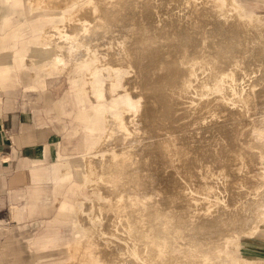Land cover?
<instances>
[{
	"label": "bare ground",
	"instance_id": "obj_1",
	"mask_svg": "<svg viewBox=\"0 0 264 264\" xmlns=\"http://www.w3.org/2000/svg\"><path fill=\"white\" fill-rule=\"evenodd\" d=\"M217 5L216 0H117L98 15L87 7V20L77 17L72 23L79 32L89 26L90 37L129 31L140 38L129 45L131 59L120 49L107 56L112 69H132L118 80L117 93L131 90L136 123L149 131L127 138L116 128V149L130 151L133 160L114 167L111 193L117 201L110 207L128 213L134 237L144 248L160 250L161 264H240L227 251L238 247L228 238L256 237L264 224V188L258 189L263 182L252 176L264 152V25L254 16L223 18ZM191 15L200 20L198 26ZM71 54L80 58L85 52ZM219 79L227 91H204V82L220 89ZM98 163L107 164L102 158ZM222 167L230 175L223 179L229 187L214 206L190 187L203 190L207 176ZM244 179L249 188L235 186ZM106 252L112 256V250Z\"/></svg>",
	"mask_w": 264,
	"mask_h": 264
},
{
	"label": "rangeland",
	"instance_id": "obj_2",
	"mask_svg": "<svg viewBox=\"0 0 264 264\" xmlns=\"http://www.w3.org/2000/svg\"><path fill=\"white\" fill-rule=\"evenodd\" d=\"M15 1L1 0L8 9L21 13V16L16 17L17 20L6 15L4 20L11 19L10 25L6 24V27L17 22L14 26L17 27L13 29L25 28L28 32L29 27L37 23L38 30H41L38 32L41 40L42 33L50 26L49 33L53 34L56 42L55 50L63 51V55L71 62H86L87 83L93 81V75L96 74L101 84V95L98 97L101 103L96 106V117L86 118L81 111H87L96 102L88 93L83 96V103H80V91L74 88L71 79L72 75L77 74L76 70L70 73L52 71L48 68L52 59L44 57L47 53L44 52L43 46L40 48L38 45H33L29 51L28 55L38 53L41 59L38 66L46 73L42 91L50 93L46 101L51 104L54 123L60 129L53 160V173L45 179L39 177L42 184V180L49 181V186L38 184L40 186L38 191L32 194V201L28 202L31 204L30 207L26 206L23 213V215L30 214L32 218H29L31 223L21 224V230L29 232L32 235L31 238L37 235L36 240L31 239V244L35 243L38 249L33 244L31 249L34 251L37 249L39 255L35 254L37 256L32 257L31 264H161L157 257L162 252L144 248L140 240L134 237L128 213L110 207L117 201L111 193L114 187L112 181L114 167L119 161L127 163L133 160L130 151L116 149V128V133L120 130L127 138L149 131L136 123L138 104L131 90L124 87L119 91L120 93H117L120 86L118 80H123L132 69H112L108 64L107 56L115 49H120L131 59L133 52L129 45L139 42L140 38L129 31L116 33L112 37H90L89 26L82 32L72 28V23L77 20V17L84 18H81L83 21L87 20L85 10L87 7H93L94 14L98 15L102 6L113 4L117 0H38V6L30 0H25L20 5H17ZM216 1L218 14L223 18L229 19L235 15L255 17L252 12L244 11L245 6L240 0ZM246 11L249 10L246 9ZM190 18L195 25H199L200 20L195 15H191ZM256 18L258 21L261 20L259 17ZM260 22V25L264 24V19ZM74 50H83L85 55L77 58L71 54ZM202 70L213 71L214 69L203 67ZM217 82L220 89L213 90L208 87V83L204 82V91H208L209 94L211 91L213 93L227 91L225 80L219 79ZM21 84L23 86V83ZM21 97L26 102L42 100L41 97L36 99L35 95L30 96L25 92ZM55 102L60 103L62 108H67V112L56 110ZM130 109L134 113L129 112ZM178 121L179 119H176L175 122ZM89 125L96 126L95 131H88ZM175 141L176 144L179 143L178 138ZM260 154L262 165L260 164L259 170H254L252 176L262 180L263 185H260L258 189H263L264 152L260 151ZM171 157L173 166L181 171L182 166L178 156L171 153ZM99 158L106 160V166L99 165ZM210 176H207V183L203 190L196 184L191 185L190 190L198 194L204 192L207 198L213 200L214 206H217L224 201L222 197L225 196L224 193L229 187L227 182L224 184L223 179H228L230 175L227 167H222L219 172ZM234 184L241 189L250 187L247 179ZM41 188H44V191H41ZM118 198L120 202L125 199L123 195ZM65 200L69 202V207L62 211L61 203ZM46 233L48 236H45ZM45 237L53 239V249L48 254L42 250L45 248ZM245 238L244 236L228 238V242L238 247H230L227 251L240 264H264L263 257L252 253L247 255L242 249ZM22 241L26 243L27 238ZM108 250L113 251L110 257L106 252ZM28 253L27 249L22 256L32 255Z\"/></svg>",
	"mask_w": 264,
	"mask_h": 264
},
{
	"label": "crops",
	"instance_id": "obj_3",
	"mask_svg": "<svg viewBox=\"0 0 264 264\" xmlns=\"http://www.w3.org/2000/svg\"><path fill=\"white\" fill-rule=\"evenodd\" d=\"M24 1L16 0L15 3L20 5ZM240 1L249 10L244 8L245 12H252L263 21L264 13L259 12H264V0ZM30 2L38 6V0ZM6 15L17 20L16 17L21 16V13L8 9L0 0V264H31L32 257L38 252L35 243L32 244L37 248L36 251L31 249V239L36 240L37 235L31 238L29 232L21 230V224L31 223L29 218H32L29 213H23L26 206L31 205L28 202L32 201V194L40 186H44L43 184L49 186V181L42 180V184L39 179H45L53 173L60 129L54 123L53 108L46 101L50 93L42 91L46 73L38 66L41 59L38 53L28 55L29 51L33 45L40 48L43 46L47 53L44 57L52 59L48 64L52 71L70 73L76 70L77 74L72 75L71 79L74 88L80 91V103H83V96L88 93L96 102L87 111H81L86 118L96 117V106L101 103L98 98L101 95V84L96 74L93 75V81L87 83L86 62H71L63 55V51L55 50L56 42L53 34L49 33L50 26L42 33L40 40L38 32L41 30H38L37 23L30 26L28 32L25 28L13 29L17 27H14L17 22L6 27V24L11 23L9 18L4 20ZM23 92L30 96L35 95L36 99L41 97L42 100L23 101ZM57 102L54 103L55 109L67 112V108H62ZM87 129L93 132L96 126L89 125ZM40 190L44 191V188ZM68 207V201L61 203L62 211ZM45 236H48L47 233ZM24 238H27L26 243L22 241ZM244 241L242 249L247 255L252 253L264 258V227L259 237L245 238ZM44 243L45 248L42 250L45 254L52 252L53 239L45 237ZM27 249L28 254L32 255L23 257Z\"/></svg>",
	"mask_w": 264,
	"mask_h": 264
}]
</instances>
